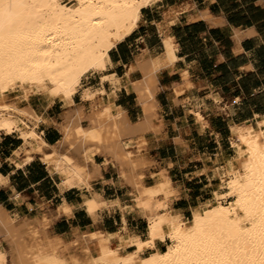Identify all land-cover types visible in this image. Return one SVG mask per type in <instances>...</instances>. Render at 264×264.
<instances>
[{
  "label": "crops",
  "instance_id": "0c3cea01",
  "mask_svg": "<svg viewBox=\"0 0 264 264\" xmlns=\"http://www.w3.org/2000/svg\"><path fill=\"white\" fill-rule=\"evenodd\" d=\"M140 14L132 34L109 51L111 64L83 79L70 106L44 94L17 101L42 116L36 130L47 144L56 145L62 139L58 127L73 110L80 109L83 125L94 108L104 106L120 111L126 124L143 121V90L149 87L156 105L153 122L137 128L140 132L125 130L122 142L130 154L125 164L102 149L87 164L90 188H65L62 177L17 132L0 133V216L10 217L20 231L40 228L42 240L60 242L66 257L82 258L87 245L91 255L97 254L98 242L89 239L94 232L107 234L112 248L125 235L147 239L154 210L137 206L135 174L144 186L166 174L175 190L166 208L183 219L214 203L222 172L236 155L232 126L264 119V0H160ZM164 37L175 43L177 58L148 76L144 62L164 52ZM86 89L96 95L84 99ZM19 128L25 130L23 123ZM90 204H95L91 211ZM0 239V250H8L2 234ZM168 244L156 238L141 255L161 253ZM135 249L125 245L120 253ZM7 259L10 264V255Z\"/></svg>",
  "mask_w": 264,
  "mask_h": 264
},
{
  "label": "bare ground",
  "instance_id": "6f19581e",
  "mask_svg": "<svg viewBox=\"0 0 264 264\" xmlns=\"http://www.w3.org/2000/svg\"><path fill=\"white\" fill-rule=\"evenodd\" d=\"M72 1V5L64 0L0 3V133L18 132L30 145L29 150L41 154L46 164L62 177L61 186L84 184L89 189L87 164L93 162V154L107 149L124 163L130 155L122 142L125 130L150 124L156 105L149 87L143 90L147 99L142 95L146 115L143 121L126 124L120 111L113 112V107L104 106L94 108L86 116L88 124L83 125L84 115L80 109L73 110L58 127L62 139L56 145L47 144L36 130L42 116L30 106L21 107L16 100L8 99V93L19 88L27 100L30 92H42L47 98H59L70 106L83 79L111 64L109 51L137 28L141 10L160 0ZM162 42L164 52L144 62L149 66L148 76L170 66L177 58L175 43L168 37ZM95 95L89 89L82 93L84 99ZM195 117L202 120L198 112ZM21 123L25 130L19 128ZM232 131L236 155L228 161L213 192L216 202L194 209L189 220L167 210L175 190L166 174L153 186H144L141 176L135 174L132 185L137 206H152L154 210L148 219L146 240L125 235L119 247L112 248L107 234L94 232L89 239L98 242L97 254L91 255L85 245L82 258L80 254L66 257L60 242L42 240L40 228L20 231L10 217L0 216L1 234L9 248L0 250V264H9L8 255L10 264H264V119L234 125ZM62 148L69 153L65 149L61 152ZM73 155L80 156L82 162ZM159 194L163 200L157 198ZM94 206L90 204L88 209L91 211ZM64 210H69L66 205ZM156 238L168 239L167 248L142 256L141 252L152 247ZM125 245L136 249L122 254L120 248Z\"/></svg>",
  "mask_w": 264,
  "mask_h": 264
},
{
  "label": "rangeland",
  "instance_id": "374dc122",
  "mask_svg": "<svg viewBox=\"0 0 264 264\" xmlns=\"http://www.w3.org/2000/svg\"><path fill=\"white\" fill-rule=\"evenodd\" d=\"M64 2L65 3H69L70 5H72V4H74V1H72V0H64ZM88 76V75H87ZM21 92V93H20ZM31 94H44V93H42V92H36V91H32V92H30V95ZM29 95V96H30ZM45 95V94H44ZM8 99H10V100H16V101H20L21 99H24V97H23V93H22V91L19 89V88H16L15 90H11V91H9V93H8ZM20 103V105H22L23 103L22 102H19ZM18 133V132H17ZM19 134V133H18ZM24 142H26L25 140H24ZM215 202H216V200H215ZM214 202V203H215ZM223 203H226V201H222ZM190 219V217L188 218V219H185V220H189Z\"/></svg>",
  "mask_w": 264,
  "mask_h": 264
},
{
  "label": "snow or ice",
  "instance_id": "6c2138e0",
  "mask_svg": "<svg viewBox=\"0 0 264 264\" xmlns=\"http://www.w3.org/2000/svg\"><path fill=\"white\" fill-rule=\"evenodd\" d=\"M3 2H4V0H0V3H3ZM10 2H11L12 4H17V3H20L21 0H10Z\"/></svg>",
  "mask_w": 264,
  "mask_h": 264
}]
</instances>
